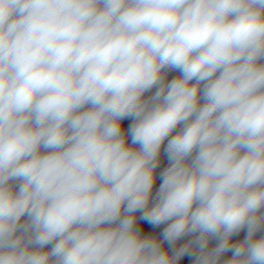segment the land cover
<instances>
[{
	"label": "clouds",
	"instance_id": "clouds-1",
	"mask_svg": "<svg viewBox=\"0 0 264 264\" xmlns=\"http://www.w3.org/2000/svg\"><path fill=\"white\" fill-rule=\"evenodd\" d=\"M261 61L264 0H0V264H264Z\"/></svg>",
	"mask_w": 264,
	"mask_h": 264
},
{
	"label": "trees",
	"instance_id": "trees-1",
	"mask_svg": "<svg viewBox=\"0 0 264 264\" xmlns=\"http://www.w3.org/2000/svg\"><path fill=\"white\" fill-rule=\"evenodd\" d=\"M262 63H264V61H261ZM131 123L130 120L128 119H125L122 124H123V127L124 129L126 130L129 126V124ZM128 143L131 144V138L129 137L128 139ZM135 147H138V146H135ZM169 163L165 162V161H160V164L158 166V168L156 169V182L154 184V187H153V202H154V197H155V193L156 191L159 189V186H160V183L162 182L161 178H160V173L168 166ZM137 216H139V214H137ZM148 225L146 221H141L138 219L137 221V225ZM151 226V225H149ZM152 235H155L157 236L159 239L162 240V231L163 229L165 228V225H161L159 227H152ZM247 234V229H244L242 230L238 235H235V236H244ZM260 236L259 232L257 233V236Z\"/></svg>",
	"mask_w": 264,
	"mask_h": 264
},
{
	"label": "crops",
	"instance_id": "crops-1",
	"mask_svg": "<svg viewBox=\"0 0 264 264\" xmlns=\"http://www.w3.org/2000/svg\"><path fill=\"white\" fill-rule=\"evenodd\" d=\"M178 75H180L179 72H176V71H169V72H168V75H167V80H171L172 78H174L175 76H178ZM155 91H156V89L153 88V89H152V94H153ZM152 94H149V95L145 94V97L151 96ZM179 130H180V128H179V126H178L177 129H176L175 131H179ZM174 134H175V132L173 133V135H174ZM166 143H167V141H165V145H166ZM160 161H165V162L169 163L166 154L163 152V148H162V150H161ZM25 218H26V217H25ZM25 218H22V219H25ZM166 226H167V225L165 224V227H166ZM137 227H140V228H141V231H142V234H143V235H148V234H151V235H152V228H151V226L145 224V225H137ZM191 238H192L191 236H186V237L181 238L179 241H177V247L183 245L187 240H189V239H191ZM163 247H164L165 249H167L170 253L172 252V248L167 244V242H165V243L163 244ZM50 248H51V245L46 246V249H50ZM179 264H183L182 258H181V260L179 261Z\"/></svg>",
	"mask_w": 264,
	"mask_h": 264
},
{
	"label": "built area",
	"instance_id": "built-area-1",
	"mask_svg": "<svg viewBox=\"0 0 264 264\" xmlns=\"http://www.w3.org/2000/svg\"><path fill=\"white\" fill-rule=\"evenodd\" d=\"M193 82H194V81H193ZM145 94H147V95L152 94V90H150L149 92H147V93H145ZM245 236H246V235H244V236H233V237H232V240H233V241H239V240H242ZM257 238H259V235L257 236ZM217 243H218L217 240L212 239V240L209 242V248L215 247V245H216ZM231 255H232L231 252H226V253H224V254L221 256V264H223V262H224L225 260L230 259V258H231ZM193 260H194L193 257L187 256V255L184 256V257H182L183 264H193Z\"/></svg>",
	"mask_w": 264,
	"mask_h": 264
},
{
	"label": "rangeland",
	"instance_id": "rangeland-1",
	"mask_svg": "<svg viewBox=\"0 0 264 264\" xmlns=\"http://www.w3.org/2000/svg\"><path fill=\"white\" fill-rule=\"evenodd\" d=\"M259 234H260V236H261V235H264V231L259 232Z\"/></svg>",
	"mask_w": 264,
	"mask_h": 264
}]
</instances>
